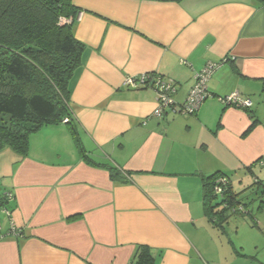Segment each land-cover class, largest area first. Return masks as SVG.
I'll return each instance as SVG.
<instances>
[{
    "label": "crops",
    "instance_id": "crops-1",
    "mask_svg": "<svg viewBox=\"0 0 264 264\" xmlns=\"http://www.w3.org/2000/svg\"><path fill=\"white\" fill-rule=\"evenodd\" d=\"M73 3L82 10L73 33L86 48L70 107L87 158L64 122L32 134L26 157L0 152V190L12 195L10 217L0 207V264H134L145 246L155 264H264V5ZM209 62L220 65L193 115L169 108L156 118L157 90L126 85L158 73L181 105ZM236 92L250 109L222 102ZM217 172L248 210L224 232L203 207L202 177ZM12 222L23 236L6 235Z\"/></svg>",
    "mask_w": 264,
    "mask_h": 264
},
{
    "label": "trees",
    "instance_id": "trees-1",
    "mask_svg": "<svg viewBox=\"0 0 264 264\" xmlns=\"http://www.w3.org/2000/svg\"><path fill=\"white\" fill-rule=\"evenodd\" d=\"M256 1L264 5V0ZM81 12L73 0H0V152L12 149L26 157L32 134L67 120L80 155L87 158L69 89L86 48L73 33ZM146 75L144 88L163 79L158 73ZM110 173L114 181L127 182L117 169ZM231 183L230 175L223 172L204 176L201 182L205 215L223 232L233 215L248 211ZM134 264H155L151 249L142 247Z\"/></svg>",
    "mask_w": 264,
    "mask_h": 264
},
{
    "label": "built area",
    "instance_id": "built-area-1",
    "mask_svg": "<svg viewBox=\"0 0 264 264\" xmlns=\"http://www.w3.org/2000/svg\"><path fill=\"white\" fill-rule=\"evenodd\" d=\"M219 65V63L209 62L205 68L196 75L195 84L190 90L186 100L181 105L176 104L172 99V96L176 92L175 83L173 81L157 79L154 84V88L158 92V106L154 111L153 116L156 118H162L166 113V110L169 108H172L175 112L184 115L195 114L202 103L210 97L207 84L214 72L218 69ZM147 78L148 76L146 74L135 78H128L126 85L133 88H144L146 86ZM221 100L227 106L239 109H250L252 106V101L250 99L244 98L237 92L224 97ZM66 122L67 120L64 121V123ZM217 193H220V190H217ZM11 198L12 195L10 193L1 192L0 190V207L3 208L2 211L8 217H10V212L5 208L3 203L8 202ZM1 230L2 227L0 225V231ZM6 235L21 237L23 236V233L16 227L14 222H12Z\"/></svg>",
    "mask_w": 264,
    "mask_h": 264
},
{
    "label": "rangeland",
    "instance_id": "rangeland-1",
    "mask_svg": "<svg viewBox=\"0 0 264 264\" xmlns=\"http://www.w3.org/2000/svg\"><path fill=\"white\" fill-rule=\"evenodd\" d=\"M237 186V185H236ZM242 190H244V193H241V202H243V204H247V203H249L252 199H249L247 196H251V192L249 193V194H246L247 193V190H248V188L247 187H244ZM251 198V197H250ZM232 220V222H234V221H236V220H238V219H236V217L235 218H232L231 219Z\"/></svg>",
    "mask_w": 264,
    "mask_h": 264
}]
</instances>
